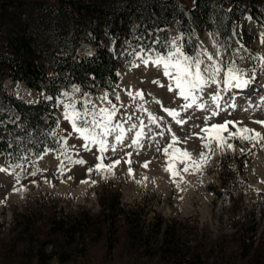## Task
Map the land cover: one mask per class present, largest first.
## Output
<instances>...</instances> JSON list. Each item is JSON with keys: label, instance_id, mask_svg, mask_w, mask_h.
Masks as SVG:
<instances>
[{"label": "rangeland", "instance_id": "rangeland-1", "mask_svg": "<svg viewBox=\"0 0 264 264\" xmlns=\"http://www.w3.org/2000/svg\"><path fill=\"white\" fill-rule=\"evenodd\" d=\"M14 1L19 0H0V4L14 12L16 18L24 20L26 14L32 12V2L37 0H20L19 7L13 6ZM182 1L188 6L194 3V0ZM7 25L8 21L0 23V40L7 32ZM241 27L245 40L241 41L242 48L235 49L234 59L249 75L255 72V79L246 89L232 90L237 109H230V116L221 113L210 123H223L225 119L240 120L249 128L264 133V127L252 122L254 119L264 120V105L255 111L243 110L249 104H260L264 97V67L259 60V57H264V22L248 13ZM28 29L33 31L31 25ZM168 34L172 40L185 45V33L178 22L169 26ZM188 36L196 39L198 49L202 47L209 52L215 51L213 38L218 41L216 32L200 27L191 29ZM101 42L110 44L105 36ZM95 48L85 43L80 54L91 53ZM136 62L139 63L138 60ZM130 68L121 71L122 78L117 86L120 101L115 102L112 94L107 93L118 107L124 105L120 107L117 119L133 115L132 122L138 123L136 117H139L148 124L145 132L149 135L142 141L143 148H124L116 155L106 153L109 159L104 163L120 157L131 159L132 175H129V165L124 163V159L115 169V176L107 180L101 179L95 172L88 174V168L99 162V153L95 147L92 151H84L83 140L76 138L71 124L63 118L61 102H67V99L59 97V127L55 129V134L68 139L69 155L73 159H83L86 163L71 164L60 155L59 148L49 152L43 160H38L36 167L43 171L35 177L28 175L19 184L15 183L13 175L0 172V200L5 201L0 204V264H189L190 261L192 264H264V211L261 200L264 192V183H261L264 181V151L257 148L253 150L255 155L229 153L214 158L213 167L206 170L203 177L188 176L186 179L191 181V186L182 185L187 190H177L164 171V158L156 151V146L159 144L163 148L170 142L165 139L171 135L167 131L169 126L181 139L186 134L198 132L199 129L192 125L203 126L205 114L192 113L191 110L189 113L182 112V117L191 114L192 119L183 126L177 125L155 102L159 100L163 107L175 109L183 103L166 87L152 83L159 80L166 85L167 78L151 65L148 68L143 65ZM4 84L9 92L31 102L38 101L42 96L38 89L26 82L9 78ZM73 87L79 86L73 85L66 92L76 101L78 108V104L88 97L100 104L98 97L101 95L87 93L88 97L79 96V93L73 94ZM128 92L133 95L143 92L147 102L133 101ZM141 103L148 112L163 117L158 121L159 127L149 124L148 113L139 108ZM125 127L128 125L125 124ZM159 132H163L164 136L157 135ZM125 143H130V140ZM200 145V140L193 137L187 145L178 146L187 147L198 155ZM238 147L248 148L249 145ZM126 152L132 153L130 158L124 156ZM61 160L66 169L63 175L59 171ZM147 161L150 163L144 168L143 164ZM0 167H8L1 157ZM32 170L34 168L29 167L27 172ZM69 176L71 179H68ZM144 177H148L144 181L146 186L136 183ZM201 179L203 183L199 182ZM83 180H89V183H81ZM92 180L97 183L92 185ZM14 185L17 188L23 185L27 190L14 192ZM227 185L231 192H228ZM113 201L117 202L115 209L110 208ZM251 217H256L258 227L253 237L245 232Z\"/></svg>", "mask_w": 264, "mask_h": 264}, {"label": "trees", "instance_id": "trees-1", "mask_svg": "<svg viewBox=\"0 0 264 264\" xmlns=\"http://www.w3.org/2000/svg\"><path fill=\"white\" fill-rule=\"evenodd\" d=\"M13 3L15 7L21 5L20 0ZM32 3V12L24 20L0 4V23L8 21L7 32L0 40V157L9 165L27 156L35 165L28 163L26 169L36 167L46 149L60 148L59 137L52 133L59 124L57 99L62 93L73 85L80 87L79 96L117 92L121 71L131 66V53L155 55L167 51L172 23L178 22L185 33L184 48L190 54L199 47L195 38L186 36L191 29L201 27L218 34V42L227 48L226 58L231 60L245 40L241 26L247 13L264 22V2L246 0H194L189 6L182 0ZM30 25L33 31L28 29ZM104 36L110 44L101 42ZM85 43L96 48L82 55L80 49ZM9 78L26 82L42 96L30 102L9 92L4 84ZM226 188L232 191L228 185ZM261 200L264 211V192ZM116 204L113 201L110 208L115 209ZM255 220L248 219L245 232L250 237L258 231Z\"/></svg>", "mask_w": 264, "mask_h": 264}, {"label": "snow or ice", "instance_id": "snow-or-ice-1", "mask_svg": "<svg viewBox=\"0 0 264 264\" xmlns=\"http://www.w3.org/2000/svg\"><path fill=\"white\" fill-rule=\"evenodd\" d=\"M251 19V18H249ZM235 35V32L233 33ZM157 43L159 41H156ZM264 42V41H262ZM237 43H239L237 41ZM214 52H209L205 48H200L199 51H193L191 54L185 50L183 44L176 40L169 41L166 44L167 51L165 53H156L155 55L141 54V52L134 51L130 55L133 57L129 61L131 69L148 68L149 65L154 67L157 71L162 72V75L167 78V84H161L159 80H153L152 83L159 85L161 88L166 87L170 93H175L176 96L182 99L183 103L179 109L163 107L159 100L155 102L163 108V111L171 117L177 125L183 126L192 119V115L182 117L181 113L202 112L203 126L193 124V128H198V132H191L186 134L181 139L172 128L169 126L167 131L171 133L170 137H165L166 146L161 148L159 144L156 146V151L160 152L164 158V171L170 176L171 183L179 191H186L187 189L182 185L191 186V181L186 179L188 176L203 177L206 170L213 167L214 158L227 156L229 153H239L240 155H255L254 149L259 148L264 151V133L256 129L249 128L240 120L225 119L223 123H210L214 118L220 116L221 113L231 115L232 111L237 109L236 97L232 94L233 89H246L255 79V72L251 75L240 66L236 59H226L227 48L220 46L219 42L213 38ZM243 46L241 45V48ZM139 61L137 63L136 61ZM261 67H264V57H259ZM119 75V73H117ZM81 93L79 87H73V94ZM62 95L67 99V102H61L63 106V118L71 124L72 133L76 134V138L83 140L84 151H92L95 147L99 153L97 160L99 161L94 167L88 168V174L95 172L101 179L107 180L115 176V169L121 164L124 157L112 160L105 164L104 161L109 159L106 153L116 155L123 151L124 148H135L137 150L143 148L142 141L148 137L149 133L145 132L148 124L136 117L138 123H133V115H127L126 118L121 116L117 119L120 113V107L113 100L109 98V93L105 92L98 97L100 104L93 102L87 93H82L83 96L88 97L81 102V107H77L76 101L64 92ZM133 101L137 99L145 101V94L143 92H128ZM116 101H120V94L113 91ZM207 98V99H206ZM50 99V97H49ZM264 105V97L261 98L260 104H249L244 111H255ZM139 108L148 113L149 124L157 125L158 121L163 120V117H157L148 109L144 108L143 103ZM232 111H229V110ZM253 123L264 127V120L254 119ZM125 124L128 127H125ZM231 125V128L229 127ZM59 127V125H57ZM150 132V130H149ZM69 133V135H72ZM52 135H56L52 133ZM157 135L164 136L163 132ZM193 137H197L201 142V150L198 155H194L187 147L181 148L178 145H187ZM130 140V143H125ZM60 155L73 165H84L86 163L83 159H73L69 155L70 146L68 139L64 136L59 137ZM249 145L248 148L238 147V145ZM74 148V146H71ZM55 151L53 149H46L44 155L39 156L38 159L43 160L44 156L49 152ZM131 152H126L125 157H131ZM59 159V156H57ZM35 161H30L27 156L17 158V162L9 163L7 168L0 167V172L8 175H13L15 183L19 184L22 179L28 175L35 177L38 172L43 171L39 167H34V170L27 172L26 165ZM124 163L128 164V173L132 175L131 159H124ZM150 161L143 164L147 168ZM182 165V167H179ZM20 171H17V170ZM70 171L71 169H67ZM61 175L66 171L64 161L61 160L59 165ZM26 173V175H25ZM68 179H71L69 176ZM137 180V184L146 186L144 181ZM48 182V181H46ZM203 183L202 179L199 181ZM34 183V181H33ZM81 183L88 184L89 180H83ZM97 181L92 180L91 184L95 185ZM155 183V181H152ZM264 183V181H261ZM27 189L21 185L20 187L13 186L14 192H24ZM259 191V190H257ZM183 199V197H181ZM5 201L0 200V204Z\"/></svg>", "mask_w": 264, "mask_h": 264}, {"label": "bare ground", "instance_id": "bare-ground-1", "mask_svg": "<svg viewBox=\"0 0 264 264\" xmlns=\"http://www.w3.org/2000/svg\"><path fill=\"white\" fill-rule=\"evenodd\" d=\"M238 95H243V93H239ZM240 97V96H239Z\"/></svg>", "mask_w": 264, "mask_h": 264}]
</instances>
